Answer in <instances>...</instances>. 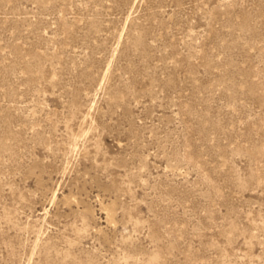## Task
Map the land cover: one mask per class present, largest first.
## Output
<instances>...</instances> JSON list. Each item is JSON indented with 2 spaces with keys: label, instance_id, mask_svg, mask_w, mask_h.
<instances>
[{
  "label": "rangeland",
  "instance_id": "1",
  "mask_svg": "<svg viewBox=\"0 0 264 264\" xmlns=\"http://www.w3.org/2000/svg\"><path fill=\"white\" fill-rule=\"evenodd\" d=\"M0 264H264V0H0Z\"/></svg>",
  "mask_w": 264,
  "mask_h": 264
}]
</instances>
